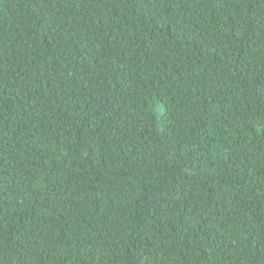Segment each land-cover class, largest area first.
Here are the masks:
<instances>
[{
	"label": "trees",
	"instance_id": "trees-1",
	"mask_svg": "<svg viewBox=\"0 0 264 264\" xmlns=\"http://www.w3.org/2000/svg\"><path fill=\"white\" fill-rule=\"evenodd\" d=\"M0 264H264V0H0Z\"/></svg>",
	"mask_w": 264,
	"mask_h": 264
}]
</instances>
